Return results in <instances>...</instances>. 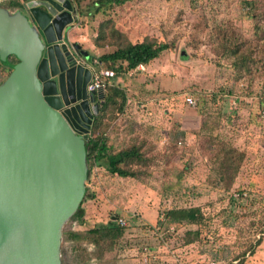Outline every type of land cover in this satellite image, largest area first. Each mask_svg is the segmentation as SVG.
Here are the masks:
<instances>
[{
	"label": "rangeland",
	"instance_id": "rangeland-1",
	"mask_svg": "<svg viewBox=\"0 0 264 264\" xmlns=\"http://www.w3.org/2000/svg\"><path fill=\"white\" fill-rule=\"evenodd\" d=\"M73 3L67 39L80 45L86 60L100 23H106V34H120L112 40L152 38L171 46L147 69L122 74L125 105L107 120L112 148L140 145L147 161L132 165L139 176L122 178L92 165L84 181L92 194L81 203L84 226L115 214L126 221L120 248L106 260L264 264V0H123L99 10L88 0ZM234 46L238 52L251 49L247 68L233 66L239 53L231 56L228 50ZM94 48L96 57L115 46ZM216 141L243 152L227 190L214 183L210 170ZM230 196L234 202L228 204ZM174 206H198L205 220L172 232L158 223L163 210ZM84 226L65 220L61 230ZM189 228H198L199 238L183 244L181 234ZM61 247L66 261L72 260L69 243Z\"/></svg>",
	"mask_w": 264,
	"mask_h": 264
},
{
	"label": "water",
	"instance_id": "water-1",
	"mask_svg": "<svg viewBox=\"0 0 264 264\" xmlns=\"http://www.w3.org/2000/svg\"><path fill=\"white\" fill-rule=\"evenodd\" d=\"M25 7L28 17L0 8V60H18L0 84V264H60L61 226L83 193V137L102 91L83 86L90 70L67 39L68 0Z\"/></svg>",
	"mask_w": 264,
	"mask_h": 264
},
{
	"label": "trees",
	"instance_id": "trees-1",
	"mask_svg": "<svg viewBox=\"0 0 264 264\" xmlns=\"http://www.w3.org/2000/svg\"><path fill=\"white\" fill-rule=\"evenodd\" d=\"M1 1V0H0ZM26 0H3L0 3V8L11 10L12 14L18 12L22 15L23 5ZM74 0H68L72 8V19H74L75 6ZM123 0H88L87 5L95 6L96 10L107 7L109 5L121 4ZM247 1L246 3H249ZM254 3L252 1V9ZM106 23L99 24L98 33L92 38L94 47H103L114 45L115 48L108 52H103L98 56L91 57L92 64L101 69H109L113 71V76L108 80L102 90V97L94 99L97 103V113L94 116L92 124L87 134L83 137L84 145V164H85V180L88 179L92 165L102 166L108 173L115 174L122 178H137L140 174L139 170L132 168V165H143L147 160L144 153L138 144H129L127 146L114 149L108 143L106 130L109 127L107 120L112 119L118 112H122L125 105V90L122 84V74L133 70L137 65L148 66L152 60L165 50L170 49V44L164 41H157L152 38H144L140 41L120 42L116 39L112 40V36L116 33L117 37L120 34L114 30L106 34L104 28ZM109 35L110 37H106ZM264 38V31L262 32ZM236 46L228 50L231 56H239L234 60L235 68H247L249 62H252L251 49L248 51L238 52ZM18 60L14 55L9 54L4 60H0V72L2 78L0 84L5 80L13 65ZM90 62V58H89ZM213 144V139H210ZM210 143V144H211ZM212 157L213 165L210 170L214 173V183L220 184L223 189L227 190L232 184L239 164L243 157V152L227 142L216 141L215 150ZM88 196V189L84 186L82 196L66 220L75 221L80 226L85 225V212L81 206L82 201L91 197ZM228 204L234 202V198H228ZM108 219L105 223H90L82 229L61 230L60 241L58 247L60 264H114V260H106V254L114 252L121 246V239L124 233V227L119 226L114 218ZM162 220L158 223L172 232L176 231L179 225H194L197 226L204 222L205 216L198 206H174L163 210ZM199 238L198 228H189L183 230L181 239L183 244H190ZM260 237H258V240ZM256 240V241H258ZM62 241L69 243V250L72 253V260L69 262L64 258ZM91 244L92 249L88 250L87 245ZM251 252V251H250ZM94 259L95 262H91ZM114 259V258H113Z\"/></svg>",
	"mask_w": 264,
	"mask_h": 264
},
{
	"label": "built area",
	"instance_id": "built-area-1",
	"mask_svg": "<svg viewBox=\"0 0 264 264\" xmlns=\"http://www.w3.org/2000/svg\"><path fill=\"white\" fill-rule=\"evenodd\" d=\"M141 65H137L134 69H140ZM90 70V68H89ZM113 76V71L109 70V69H101V68H96V69H91L90 70V75L89 78L85 84V91L87 93H91V92H96V91H102L103 87L106 83H108V80ZM185 101L190 104L193 105L194 101L191 97L186 96L185 97ZM114 220L116 221V223L119 226H125L126 225V221L123 217L121 216H117L114 218ZM208 264H219L218 262L215 261H210Z\"/></svg>",
	"mask_w": 264,
	"mask_h": 264
},
{
	"label": "crops",
	"instance_id": "crops-1",
	"mask_svg": "<svg viewBox=\"0 0 264 264\" xmlns=\"http://www.w3.org/2000/svg\"><path fill=\"white\" fill-rule=\"evenodd\" d=\"M96 50H98V48H94V46H91L90 47V49H88V51H89V53H90V55L88 54V58H87V60L85 59L84 60V64L88 67V68H90V70L91 69H96V67L92 64V60H91V57L93 56V54L96 52ZM90 58V63H89V61H88V59ZM150 65V64H149ZM148 65V66H149ZM148 66H143V65H141V68L140 69H147V67ZM94 99H96V97L94 96ZM154 117H158L157 116V114H154ZM144 137H146L145 135H144ZM146 139V138H145Z\"/></svg>",
	"mask_w": 264,
	"mask_h": 264
},
{
	"label": "flooded vegetation",
	"instance_id": "flooded-vegetation-1",
	"mask_svg": "<svg viewBox=\"0 0 264 264\" xmlns=\"http://www.w3.org/2000/svg\"><path fill=\"white\" fill-rule=\"evenodd\" d=\"M26 1H28V0H26ZM26 1H25V2H26ZM23 9H24V10H23ZM23 9H22V10H23L22 12L26 11L25 3H24V5H23ZM69 43H74V42H69ZM85 84H86V83L83 84L84 88H85ZM91 111H92V112H91L92 114H91V121H90V124H89V129H90V126H91L92 121H93V119H94V116L96 115V113H94L93 110H91ZM89 129H88V131H89Z\"/></svg>",
	"mask_w": 264,
	"mask_h": 264
}]
</instances>
